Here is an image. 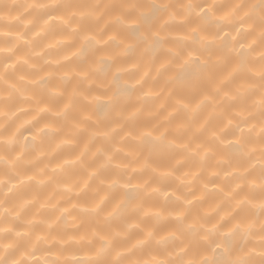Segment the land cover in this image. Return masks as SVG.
<instances>
[{
	"label": "clouds",
	"instance_id": "clouds-1",
	"mask_svg": "<svg viewBox=\"0 0 264 264\" xmlns=\"http://www.w3.org/2000/svg\"><path fill=\"white\" fill-rule=\"evenodd\" d=\"M0 264H264V0H0Z\"/></svg>",
	"mask_w": 264,
	"mask_h": 264
}]
</instances>
